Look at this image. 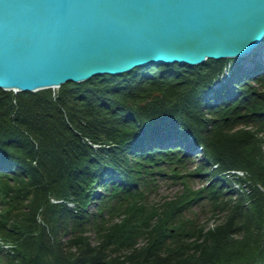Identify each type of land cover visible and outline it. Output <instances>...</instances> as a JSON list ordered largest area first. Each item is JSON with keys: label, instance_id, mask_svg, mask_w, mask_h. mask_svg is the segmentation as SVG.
<instances>
[{"label": "trees", "instance_id": "1", "mask_svg": "<svg viewBox=\"0 0 264 264\" xmlns=\"http://www.w3.org/2000/svg\"><path fill=\"white\" fill-rule=\"evenodd\" d=\"M262 54L0 89V264H264Z\"/></svg>", "mask_w": 264, "mask_h": 264}, {"label": "water", "instance_id": "2", "mask_svg": "<svg viewBox=\"0 0 264 264\" xmlns=\"http://www.w3.org/2000/svg\"><path fill=\"white\" fill-rule=\"evenodd\" d=\"M263 42L264 0H0V89L245 59Z\"/></svg>", "mask_w": 264, "mask_h": 264}, {"label": "rangeland", "instance_id": "3", "mask_svg": "<svg viewBox=\"0 0 264 264\" xmlns=\"http://www.w3.org/2000/svg\"><path fill=\"white\" fill-rule=\"evenodd\" d=\"M261 57L264 58V48H263V54L261 55ZM256 60H258V58H256ZM245 62L247 66H250L248 61L245 60ZM194 166H195L194 164H187V169L188 170L193 169ZM236 173L238 174L240 173V175L243 174V172H236ZM200 179H201L200 177L193 178V180H191L190 187L194 189L200 188L203 183ZM181 189H182V186L179 183H174L168 180L162 183L158 195H154V197L155 199H158V200H163V199H168V198L170 199V198H173L176 194H178L181 191ZM195 210H196L195 211L196 213L202 214V217L203 215L205 216V213H202L200 208H196ZM214 224L215 222L212 221L210 223V226H213Z\"/></svg>", "mask_w": 264, "mask_h": 264}, {"label": "bare ground", "instance_id": "4", "mask_svg": "<svg viewBox=\"0 0 264 264\" xmlns=\"http://www.w3.org/2000/svg\"><path fill=\"white\" fill-rule=\"evenodd\" d=\"M263 43H264V42H263ZM259 48H260V50L263 49V48H264V45L262 44ZM239 174H240V173H239Z\"/></svg>", "mask_w": 264, "mask_h": 264}]
</instances>
